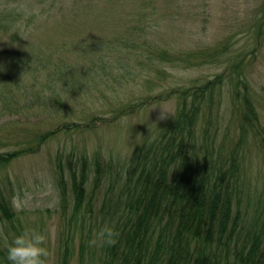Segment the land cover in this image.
Listing matches in <instances>:
<instances>
[{"label":"rangeland","instance_id":"374dc122","mask_svg":"<svg viewBox=\"0 0 264 264\" xmlns=\"http://www.w3.org/2000/svg\"><path fill=\"white\" fill-rule=\"evenodd\" d=\"M224 44L228 59L184 68L156 64L161 49L176 54ZM94 49L121 60L95 65ZM237 61L245 86L235 85L237 70L230 77L228 67ZM219 73L228 78L206 121L213 133L220 128L217 143L230 148L242 115L234 103H244L245 94L264 126V0H0V151L27 149L38 134L60 129L7 168L19 229L47 237L46 264H59L69 234L57 179L61 154L63 161L73 151L99 155L116 171L176 113V95L142 104L144 96H167ZM159 107L173 116L158 120ZM71 123L82 126L62 129ZM263 147L254 133L243 146L246 184L254 192L264 187ZM11 236H17L13 229ZM75 245L70 264H79L77 238Z\"/></svg>","mask_w":264,"mask_h":264},{"label":"trees","instance_id":"16d2710c","mask_svg":"<svg viewBox=\"0 0 264 264\" xmlns=\"http://www.w3.org/2000/svg\"><path fill=\"white\" fill-rule=\"evenodd\" d=\"M228 50L226 44L176 54L161 49L156 64L192 67L210 59L221 61ZM94 52L99 58L95 65L121 60L112 52ZM240 63L228 68L232 67L230 77L238 71L235 85L245 86ZM227 78L219 73L167 96H144L142 104L176 95V113L116 171L112 162L102 164L99 155L89 158L86 152L73 151L63 161L61 154L57 179L63 225L69 224V234L62 238L59 264H70L75 258L76 238L79 264H264V187L255 193L247 186L243 151L251 133L260 135L264 146V126L246 94L244 103H234L242 115L232 147L217 143L220 128L213 133L206 121ZM73 125L82 126L71 123L62 129ZM58 130L38 134L36 145L27 149L0 151V264H10L11 230L19 235L24 229L18 226L21 212L13 204L16 191L7 168L16 157L37 152ZM106 224L118 232L117 242L90 244Z\"/></svg>","mask_w":264,"mask_h":264},{"label":"clouds","instance_id":"9594fccd","mask_svg":"<svg viewBox=\"0 0 264 264\" xmlns=\"http://www.w3.org/2000/svg\"><path fill=\"white\" fill-rule=\"evenodd\" d=\"M159 108L161 112L158 120L167 119L169 114L173 116L170 111H166L163 107ZM117 237L118 232L114 226L106 224L94 234L89 243L95 245L99 242L112 246L117 242ZM48 256L47 237L42 232L27 227L7 247V259L10 264H46Z\"/></svg>","mask_w":264,"mask_h":264}]
</instances>
